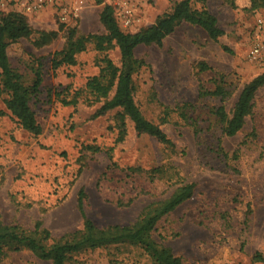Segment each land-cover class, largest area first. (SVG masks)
Segmentation results:
<instances>
[{"label":"rangeland","instance_id":"1","mask_svg":"<svg viewBox=\"0 0 264 264\" xmlns=\"http://www.w3.org/2000/svg\"><path fill=\"white\" fill-rule=\"evenodd\" d=\"M1 1L0 13L24 14L16 2ZM37 1L40 7L24 14L32 35L11 43L7 55L26 84L32 81L33 68L41 70V85L29 104L42 131L34 136L21 128L6 110L8 95L0 94L2 222L25 231L40 222L57 240L82 228L80 190L85 193V215L104 227L130 225L149 204L167 198L182 184L194 183L193 196L157 223L154 239L185 264H264V85L234 136L223 134L214 113L223 105L230 115L244 84L264 71V64L248 55L255 42H264V8L251 9L249 0H233L234 5L230 0H205L224 31L217 41L201 28L182 23L160 45L135 49L143 65L132 74L134 101L174 143L171 150L149 135H136L129 119L123 140L117 142L115 109L94 116L100 103L92 102L83 89L88 78L99 74L105 56L120 64L116 47L99 52L89 44L76 54L73 65L55 70L50 61L61 51L68 30L104 33L99 21L104 4L112 6L119 28L133 33L152 25L179 0H94L76 15L68 10L77 0ZM59 3L68 8L65 20ZM201 5L191 6L199 10ZM127 9L130 22L125 24ZM37 31H58V37L35 47ZM200 64L207 69L201 71ZM217 85L229 93L225 99L199 97L200 91H213ZM77 91L82 95L75 106L63 104ZM110 148L112 160L107 156ZM128 167L142 172L130 174ZM155 167H162V174L153 178L146 171ZM0 264L51 263L22 249L1 255ZM68 264L153 262L139 245L118 243L75 253Z\"/></svg>","mask_w":264,"mask_h":264},{"label":"trees","instance_id":"2","mask_svg":"<svg viewBox=\"0 0 264 264\" xmlns=\"http://www.w3.org/2000/svg\"><path fill=\"white\" fill-rule=\"evenodd\" d=\"M249 1L251 9L264 8V0ZM193 2L202 3L199 10L192 9ZM204 3L205 0H179L173 4L169 12L158 16L152 25L133 33L123 32L114 18L112 6L104 4L99 13V21L105 30L104 33L79 35L76 29L68 30L65 33V42L61 51L54 53L51 58V68L55 70L61 66L73 65L76 54L85 51L89 44H92L94 49L99 52L116 47L120 55V64L115 65L111 59L105 56L102 60L104 66L100 68L99 74L88 78L83 89L92 95V102L100 103L94 116L103 115L110 110H117V142L123 140L126 133L125 120L129 119L136 135H149L165 147L174 150V143L158 125L142 115L134 101L132 74L143 65L142 61L135 58L134 51L141 45H160L163 39L182 23L201 28L210 40L217 41L224 31L218 26L216 17L206 9ZM230 3L234 5L233 0H230ZM32 33L33 30L24 14L17 11L0 13V94L8 95L4 101L6 110L21 128L37 136L41 133L42 128L37 122L29 102L41 85V70L39 67L33 68L32 81L30 84H26L23 75L12 68L7 55V48L11 43L29 38ZM37 35L34 45L42 47L55 40L58 37V31H37ZM224 50L229 51L226 47ZM200 66L201 71L207 69L204 64H200ZM263 85L264 71L244 84L230 115L223 105L215 110L214 113L222 125L224 135L232 137L241 130L245 118L252 112L255 94ZM80 92H75L71 100H63V104L75 106L82 95ZM228 95L229 93L220 85H217L213 91H200L199 93V97L214 96L221 97L222 100ZM184 106H188V104ZM0 115H3L1 111ZM194 128H197L196 125ZM84 148L92 151L99 150L98 147L93 146ZM111 152L112 148L107 150L109 160H112ZM232 156L234 159L238 157L236 153H233ZM112 164L115 165V163ZM126 170L130 174L142 172L140 167H128ZM146 172L155 178L162 174V167H155ZM194 190V183L182 184L167 198L149 204L134 223L104 227H97L85 215V193L80 190L77 209L83 219L82 228L57 240L51 239L49 231L43 228L40 222L34 226L32 231H25L18 226L4 224L0 216V256L10 251L26 249L38 259L49 261L51 264H68L70 256L75 253L112 244L129 243L142 247L153 264H185L169 247L158 243L153 237V232L157 223L164 216L193 196Z\"/></svg>","mask_w":264,"mask_h":264},{"label":"built area","instance_id":"3","mask_svg":"<svg viewBox=\"0 0 264 264\" xmlns=\"http://www.w3.org/2000/svg\"><path fill=\"white\" fill-rule=\"evenodd\" d=\"M9 1H14L17 4H19L20 8L24 10V13H31L35 8L40 7V2L37 0H9ZM94 0H77L76 1V6H73L72 9L68 10V13H72L73 15L77 14V10L85 5L86 3L93 2ZM3 3L0 0V8H2ZM60 6V13L59 15L63 20L66 19V14H67V7L62 3H59ZM130 11L127 9L124 13V22L125 24H128L130 22L129 16H130ZM249 57L251 60L258 62V63H263L264 64V42H255L252 47L249 50Z\"/></svg>","mask_w":264,"mask_h":264},{"label":"crops","instance_id":"4","mask_svg":"<svg viewBox=\"0 0 264 264\" xmlns=\"http://www.w3.org/2000/svg\"><path fill=\"white\" fill-rule=\"evenodd\" d=\"M25 14V13H24Z\"/></svg>","mask_w":264,"mask_h":264}]
</instances>
